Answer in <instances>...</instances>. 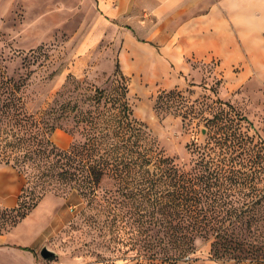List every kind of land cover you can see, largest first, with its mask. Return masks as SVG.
I'll use <instances>...</instances> for the list:
<instances>
[{"label":"trees","instance_id":"trees-1","mask_svg":"<svg viewBox=\"0 0 264 264\" xmlns=\"http://www.w3.org/2000/svg\"><path fill=\"white\" fill-rule=\"evenodd\" d=\"M25 86L26 78L8 76L0 63V165L24 173L27 184L51 186L65 202L82 198L108 220L122 260L176 264L201 239L215 260L264 264V187L254 184L261 171L247 159L242 115L210 108V118L201 116L181 90H162L155 111L204 121L202 142L187 144L189 162L179 163L134 115L119 59L103 86L71 77L35 112L27 109ZM57 129L79 138L60 148L51 140ZM34 205L23 199L0 207V234Z\"/></svg>","mask_w":264,"mask_h":264},{"label":"rangeland","instance_id":"rangeland-1","mask_svg":"<svg viewBox=\"0 0 264 264\" xmlns=\"http://www.w3.org/2000/svg\"><path fill=\"white\" fill-rule=\"evenodd\" d=\"M98 17L94 0H0V63L8 76L26 78L23 94L27 109L35 112L49 106L71 77L103 86L119 59L121 70L129 78L133 113L148 126L166 155L179 163L189 162L187 144L201 143L204 138L201 116L210 118V108H223L229 114L237 112L246 118L240 125L251 138L247 142V159H253L261 171L256 173L254 184L264 187V84L256 89L232 87L231 80L215 71V63L198 61L190 63L188 73L173 71V64H165L161 72L159 63L148 59L151 54L147 47L128 44L126 31L92 30ZM172 88L181 90L195 107L204 110L203 114L188 120L155 111L156 96ZM76 138L78 133L73 135L63 129L51 135L60 148L68 147ZM6 170L4 178L10 186H24L25 192L17 202L24 199L35 205L15 226L3 232L5 245L0 246V264H149L143 259L122 260L124 249L114 248L108 220L95 209L85 208L82 198L65 202L51 186H34L32 181L27 184L24 173L12 167ZM0 207L6 206L0 203ZM261 228L264 230V225ZM43 247L54 254L43 258ZM27 253L32 254V259ZM176 264L235 262L213 259L210 242L199 239L195 252Z\"/></svg>","mask_w":264,"mask_h":264},{"label":"crops","instance_id":"crops-1","mask_svg":"<svg viewBox=\"0 0 264 264\" xmlns=\"http://www.w3.org/2000/svg\"><path fill=\"white\" fill-rule=\"evenodd\" d=\"M94 4L99 17L92 30L126 31L128 44L147 47L148 59L158 62L161 72L165 64H173V71L188 73L190 63L198 61L215 63V71L231 80L232 87L256 89L264 84V0H94ZM7 167L11 166L0 167V203L13 207L23 186H10L4 178ZM3 237L0 234V246L5 245Z\"/></svg>","mask_w":264,"mask_h":264},{"label":"water","instance_id":"water-1","mask_svg":"<svg viewBox=\"0 0 264 264\" xmlns=\"http://www.w3.org/2000/svg\"><path fill=\"white\" fill-rule=\"evenodd\" d=\"M40 254L43 258H46V257H49V256H52L54 254L53 251L49 250L47 247H43L41 250H40Z\"/></svg>","mask_w":264,"mask_h":264},{"label":"bare ground","instance_id":"bare-ground-1","mask_svg":"<svg viewBox=\"0 0 264 264\" xmlns=\"http://www.w3.org/2000/svg\"><path fill=\"white\" fill-rule=\"evenodd\" d=\"M137 60H138V58H137Z\"/></svg>","mask_w":264,"mask_h":264}]
</instances>
